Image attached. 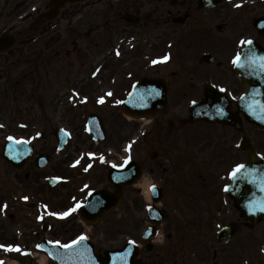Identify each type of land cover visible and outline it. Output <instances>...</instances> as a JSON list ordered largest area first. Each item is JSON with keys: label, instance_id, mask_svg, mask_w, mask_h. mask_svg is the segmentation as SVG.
<instances>
[{"label": "flooded vegetation", "instance_id": "obj_1", "mask_svg": "<svg viewBox=\"0 0 264 264\" xmlns=\"http://www.w3.org/2000/svg\"><path fill=\"white\" fill-rule=\"evenodd\" d=\"M51 2L0 0V100L15 99L16 113H31L34 102L41 105L45 115L53 116L61 107L66 116L69 107L73 110L76 105L80 85L86 83V71L76 66L86 57L92 39L97 42L106 34L110 40L120 37L121 46L112 48L110 61L94 67L100 78H86L109 84L114 99L126 95L132 84L142 79L165 84L168 98L179 103L172 112L168 109L167 114L155 120L157 127L150 136L153 141L172 137L177 145L173 154H157L148 169L162 177V188L169 187L166 177L178 179L174 185L175 202L185 196H200L211 206L212 199L224 196L222 191L227 185L224 190L222 187L228 184L230 166L245 162L246 152L235 150L243 134L228 124L191 121L184 102L210 101L209 86L213 84L225 91L232 102L230 111L246 125L244 115L235 106L245 89L234 72L233 61L245 45L241 40L253 39L264 48V28L258 27V22L264 20V0H81L65 5L54 17ZM50 10L51 17L44 16ZM192 36L194 45L183 53L180 42ZM165 55L169 59L160 61ZM88 68L90 71L91 65ZM42 74L49 81H43ZM47 82H61V87L47 86ZM20 102L29 111L21 109ZM46 102L53 109L46 110ZM2 109L0 106V117ZM252 130L247 128L249 133ZM207 132L216 138L213 146L206 140ZM224 180L221 189L214 188L217 181ZM162 209L165 211L164 202ZM240 223L247 224L239 217L234 224L238 227ZM149 248L142 243L138 264L165 260L163 253L154 254V248ZM211 256L219 258L218 264H234L236 255H211L207 250L191 259L173 257L171 264H214ZM253 264L264 261L258 257Z\"/></svg>", "mask_w": 264, "mask_h": 264}, {"label": "rangeland", "instance_id": "obj_2", "mask_svg": "<svg viewBox=\"0 0 264 264\" xmlns=\"http://www.w3.org/2000/svg\"><path fill=\"white\" fill-rule=\"evenodd\" d=\"M246 38L248 37H245L244 39ZM90 43L91 49L89 54L94 52L96 47H101V50L105 48L108 41H105L104 45L103 43L101 45L97 44L94 38ZM193 45L194 38L192 36V38L180 42V49L184 53L188 47ZM90 62V59L84 57L83 61L77 63L76 69L83 72L85 70V65ZM53 66L59 67L58 64H54ZM41 78H44L43 81H49L43 74ZM41 78H38L37 82H39ZM50 78L54 79L55 76L50 75ZM47 86L61 87V82L56 84L47 82ZM43 89L47 90V88L44 87ZM53 91L55 92L56 90L53 89ZM47 93L49 94L50 91H47ZM15 103V99L7 101L4 98L0 100V106L4 108L2 109V117H0V125L4 126V130H0V245H19L21 251L17 252L15 250H8L7 247L0 248V261H2V264H40V254L37 255L34 253L38 252L36 245L44 238L49 240L59 239L60 241L65 242L86 231L87 235L90 236V238L95 239L100 247L121 245L127 238L138 237L139 239L141 230H143L144 226L148 224L146 217L147 212L145 209L147 201L142 188L143 182L146 178L145 175L137 181L135 185L126 188L125 198L120 206L104 215L102 220L94 226H89L85 222H81L76 213H73L74 215L69 218H62L60 216L44 217L42 215V210H44L43 205H36L34 202L43 199L45 201H50L56 208L63 209L66 207V203H70L71 200L69 199L71 194H73L71 197L72 199L79 201L83 198L84 193L93 187H109L110 185L106 179V167L104 168L99 165L102 160L101 157H103V160L104 158H107V147L114 149L116 153L115 157L117 159H119L120 153L124 155L122 149L123 144L125 142H130V138L132 140V137L138 132L141 124L135 122V120L130 122L127 118L119 115L121 114L119 112L116 114L114 112L109 114L111 111H108L106 125L111 126L113 132L109 130L110 137H108V140L103 143V145H96L100 157L97 159L93 158L92 160H82L79 168L71 169L69 165L71 161L77 157L78 153L85 154L89 147H93L92 139L80 123V119H76L75 114L72 116L71 127L74 129L72 140L65 150L57 153L59 151L56 149L55 137L52 131H50L52 128V122H48L47 119L49 118L43 116L41 105L32 102L31 106L35 110L31 113L22 111L16 113L18 110L15 109ZM46 104L48 107L47 110L53 109L49 102H46ZM23 105V102H20L19 107L24 109ZM64 118V115H61V113L60 116H53L55 122H60L64 120ZM30 120L33 122V125L30 124ZM17 124L20 125V128ZM84 124H86L85 120ZM43 127L48 128L46 135L38 132V130H43ZM121 128H124V131L121 132ZM13 130H17L15 131L16 134L22 133L23 135H29L30 133H34L33 130H36L33 137L37 141V152L44 150L53 155L52 162L47 170L38 172L33 168L32 163H28L23 167L16 169L4 161L1 156L2 138L6 133H15ZM37 133L40 135H37ZM137 135L139 136V133ZM215 139L216 138L212 133L208 134L207 132L206 140L209 143L215 141ZM137 144H139L137 146V156L140 160L144 161L146 156L143 153L140 155L139 148L141 144L142 148L140 149L147 148L145 146L146 144H140V140ZM134 145L135 141H132V146L134 147ZM134 153L136 154V152ZM62 157L66 158L65 166H63V163L60 160ZM115 157L113 159H115ZM88 161H90L93 166L90 168L91 170H87V173H83L84 171L82 172V169L85 168L86 170L85 164ZM229 162L230 161L227 162V165L230 164ZM233 162H235V160H231V163ZM51 173L67 175L70 177L68 178L69 182L66 185L60 186L61 189L59 187L49 189L48 185L43 183V180H45V175ZM186 173L187 170L184 171V174ZM27 174L28 177H26ZM24 196L29 197V199L24 200ZM5 204H7L6 208L3 207ZM235 214L237 215L236 212ZM38 215H42V221H37ZM208 216L210 218L212 217L211 219L215 224L221 221V218L215 215V211H213L212 215ZM169 227L170 226H168V228ZM237 228V233L233 238V242L225 247V253H240L237 249L247 247L251 245V242H255L253 244L254 249L250 248L249 252L255 253L258 246L257 240L259 236L261 249H264L263 224L247 225L240 223ZM166 234L167 231H165L163 237L160 236L156 240V245L153 250L154 254L164 252L167 253V258L181 257L177 253L178 248L171 246V242L166 240ZM29 252L32 253L29 254ZM183 255L187 256L186 253ZM157 263L169 264V261L167 259L163 261L158 260ZM46 264L54 263L51 260H48Z\"/></svg>", "mask_w": 264, "mask_h": 264}, {"label": "water", "instance_id": "obj_3", "mask_svg": "<svg viewBox=\"0 0 264 264\" xmlns=\"http://www.w3.org/2000/svg\"><path fill=\"white\" fill-rule=\"evenodd\" d=\"M262 71L263 70H261L260 68H257V69H253V71L249 73V76L252 79H256L259 81V85L257 87V89L259 90L260 88H263V84H264V73H260ZM253 90H254L253 87H251V94L253 93ZM255 92H257V90H255ZM251 119H253L254 121L260 124H264V113L262 112L261 109H259V111L255 113L254 116H251ZM9 153H11V149ZM258 161L259 159H257V157L252 156L251 163L249 165L247 164L246 168L242 170L241 174L239 176L237 175L234 178L235 182L232 185L231 190L233 191L235 196L238 198L240 205L246 204L248 206H252L253 204H256V195L259 196V193H260V196L262 198V205L264 206V190H259L260 184L258 185V182H261L264 180V175H263L264 162L261 160L260 163H258ZM258 166L259 168H261L260 169L261 171L259 170V168H256ZM245 173H246V176L244 175ZM113 177H110V179L115 181V186L117 189L116 193L111 194L106 191H100V192L93 193L91 196V199L85 211H87L88 214L90 213V215L93 213H96L93 215L92 220L98 219L103 212L116 206L123 197L122 187L128 182L126 181V179H123L124 181L122 182V179L118 181L119 179L115 180ZM240 183L249 185V189H250L249 194L239 195L238 189H239ZM258 213H259L258 215H253V216L255 217V216L263 215L260 209ZM85 214L83 213V215ZM85 244L87 243L83 244L80 242L78 245L72 246V248H74L73 251L76 252L77 257L73 256L74 258L70 262H66V260L63 257H58V254H54L52 253V251H50V253L60 262V264H115L117 259L119 258V255H117L115 251H112L111 253L110 251L109 252L106 251L105 253L108 254V258L103 263L101 262L102 260L100 256L95 255L92 251V248ZM77 246H79V248H77ZM65 252L68 253L69 251H65ZM120 252L124 253V251H120Z\"/></svg>", "mask_w": 264, "mask_h": 264}, {"label": "snow or ice", "instance_id": "obj_4", "mask_svg": "<svg viewBox=\"0 0 264 264\" xmlns=\"http://www.w3.org/2000/svg\"><path fill=\"white\" fill-rule=\"evenodd\" d=\"M237 6H239V5H237ZM251 43H252L251 40H247V41H245V40H241V44H249V45H250ZM117 54H119V53H117ZM168 59H169L168 56H164V57H163V60H164V61H167ZM239 61H240V56L237 55V57L234 59L233 62H234V63H237L238 66H240V67H244V65L239 64ZM153 63H157V61L154 60ZM258 66H259V68H260L261 70H264V56H261V57L259 58V64H258ZM108 95L110 96V95H112V93L109 92ZM146 95H147V96H151V95H153V92H147ZM101 102H103V98H101ZM192 103L195 104L196 101H193ZM262 110H264V106H262ZM37 135H40V134L37 133ZM9 139L12 140V139H14V138H13V137H9ZM130 149H131V144H129V150H130ZM101 159H103V157H101ZM130 160H131V156L129 155V156H127V157L124 159V162H123L122 164H120V165H115V164H114L113 166H114V167H118V168L123 169L126 165H128V163H129ZM245 168H246V165H244V164H237V165L232 169L231 175L233 176V178H235L238 174H241L242 170L245 169ZM126 175H127V174H125L124 176H121V177H119V178H115V177H114V179H124V178H126ZM244 175L246 176V173H245ZM151 189H152L153 193H155V191H156V185H155V184L151 185ZM23 199H24V200H28L29 197L24 196ZM80 206H81V205H79V204L76 205L77 208H79ZM3 207L6 208V207H7V204H5ZM152 207H153L152 205H148V208H149V209H151ZM253 210H255V209H253ZM260 210H261V211H264V208H261ZM71 211H74V209H69V212H71ZM69 212H64V213H60V214L52 213V215H60V216L63 217V216H67V215L69 214ZM41 218H42V217H41ZM85 239H87V237L84 236V235H81V236L77 237V239L73 240V241L71 242V244H65V245H63V247H64V248H69V247H71V246H73V245L78 244L80 241L85 240ZM48 243H55V244L59 245V244H60V241H55V242L49 241ZM131 243H132V244H135L136 241H135V240H132ZM42 246H43V245H41V244H37V245H36L37 248H41ZM5 247H7L8 250H15V251H17V252L21 251L19 245H16V246H13V245H7V246H5V245H0V248H5ZM0 264H2V262H0Z\"/></svg>", "mask_w": 264, "mask_h": 264}, {"label": "bare ground", "instance_id": "obj_5", "mask_svg": "<svg viewBox=\"0 0 264 264\" xmlns=\"http://www.w3.org/2000/svg\"><path fill=\"white\" fill-rule=\"evenodd\" d=\"M148 185H149L148 182H145V183H144V186H145L146 189H147ZM147 196H148V198L150 197V193H148V191H147Z\"/></svg>", "mask_w": 264, "mask_h": 264}]
</instances>
